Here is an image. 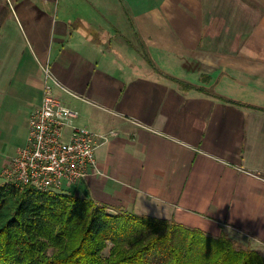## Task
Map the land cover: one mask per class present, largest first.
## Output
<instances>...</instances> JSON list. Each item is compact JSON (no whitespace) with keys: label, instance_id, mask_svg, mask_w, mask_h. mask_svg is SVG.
I'll list each match as a JSON object with an SVG mask.
<instances>
[{"label":"crops","instance_id":"0c3cea01","mask_svg":"<svg viewBox=\"0 0 264 264\" xmlns=\"http://www.w3.org/2000/svg\"><path fill=\"white\" fill-rule=\"evenodd\" d=\"M47 66L106 137L71 193L264 258V0H0V166Z\"/></svg>","mask_w":264,"mask_h":264},{"label":"trees","instance_id":"16d2710c","mask_svg":"<svg viewBox=\"0 0 264 264\" xmlns=\"http://www.w3.org/2000/svg\"><path fill=\"white\" fill-rule=\"evenodd\" d=\"M108 256H103L107 249ZM0 264H264L173 221L108 213L84 195L0 185Z\"/></svg>","mask_w":264,"mask_h":264},{"label":"built area","instance_id":"2783aa9c","mask_svg":"<svg viewBox=\"0 0 264 264\" xmlns=\"http://www.w3.org/2000/svg\"><path fill=\"white\" fill-rule=\"evenodd\" d=\"M41 71L42 99L30 114L25 146L2 166L0 176L19 189L31 186L38 192L69 193L88 176L100 174L95 153L99 140L106 137L73 124L77 113L54 95L59 83L47 66Z\"/></svg>","mask_w":264,"mask_h":264},{"label":"rangeland","instance_id":"374dc122","mask_svg":"<svg viewBox=\"0 0 264 264\" xmlns=\"http://www.w3.org/2000/svg\"><path fill=\"white\" fill-rule=\"evenodd\" d=\"M1 168L2 167L0 166V170H1ZM3 184H5L4 178L0 176V185H3ZM72 191H73V189H72ZM109 247H110V245H108L107 249H105V251L103 252V256H108Z\"/></svg>","mask_w":264,"mask_h":264}]
</instances>
